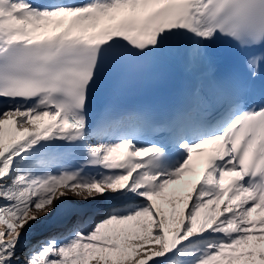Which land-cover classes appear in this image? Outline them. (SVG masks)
Here are the masks:
<instances>
[{
	"label": "snow or ice",
	"instance_id": "6c2138e0",
	"mask_svg": "<svg viewBox=\"0 0 264 264\" xmlns=\"http://www.w3.org/2000/svg\"><path fill=\"white\" fill-rule=\"evenodd\" d=\"M0 264H264V0H0Z\"/></svg>",
	"mask_w": 264,
	"mask_h": 264
},
{
	"label": "bare ground",
	"instance_id": "6f19581e",
	"mask_svg": "<svg viewBox=\"0 0 264 264\" xmlns=\"http://www.w3.org/2000/svg\"><path fill=\"white\" fill-rule=\"evenodd\" d=\"M41 216V219L36 221L29 229L25 230L22 235V241L25 245L30 246L36 243L38 240H42L43 236L49 237L55 235L61 229L58 227V218L56 221L44 218L42 213H37ZM27 246L21 249V254L27 252Z\"/></svg>",
	"mask_w": 264,
	"mask_h": 264
},
{
	"label": "rangeland",
	"instance_id": "374dc122",
	"mask_svg": "<svg viewBox=\"0 0 264 264\" xmlns=\"http://www.w3.org/2000/svg\"><path fill=\"white\" fill-rule=\"evenodd\" d=\"M42 238L45 239V238H47V237H46V236H43ZM26 253H27V252H24V254H26ZM24 254H23V255H24Z\"/></svg>",
	"mask_w": 264,
	"mask_h": 264
}]
</instances>
